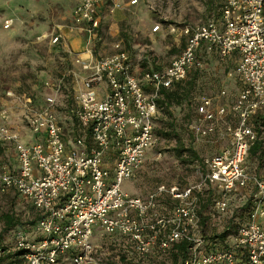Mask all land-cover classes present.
Wrapping results in <instances>:
<instances>
[{
  "label": "built area",
  "instance_id": "1",
  "mask_svg": "<svg viewBox=\"0 0 264 264\" xmlns=\"http://www.w3.org/2000/svg\"><path fill=\"white\" fill-rule=\"evenodd\" d=\"M102 1L80 0L74 10L89 45L101 25ZM10 26L7 21L5 27ZM170 31L186 38L184 50L167 69L146 70L142 80L135 75L130 52L117 44L113 55L77 58L86 75L69 71L47 79L43 108L33 106L31 92H6L0 146L11 149L15 159L0 153V191L19 194L39 214L34 232L41 237L33 240L28 230H20L10 249L21 253L24 264H100L94 245L98 233L100 238L121 235V250L129 260L169 255L176 244L186 242L182 264H264V224L259 222L264 181L246 167L260 137L255 118L264 110V0H224L219 19L194 28L171 25ZM60 39L56 36L54 43ZM202 44L217 49L222 60L240 55L237 102L229 108L203 98L198 120L190 125L197 136L218 134L225 146L204 158L201 181L195 185L160 184L146 197L127 192L125 181L136 176L160 143L155 132L158 100L192 69L204 67ZM13 102L23 107L26 130L40 140L24 141L11 118ZM67 116L90 131V147L72 145L65 131ZM162 156L156 150L155 158ZM249 184L258 190L254 214L239 222L226 246L213 248L204 235L199 193L213 188L218 193L214 209L228 216L232 196Z\"/></svg>",
  "mask_w": 264,
  "mask_h": 264
},
{
  "label": "rangeland",
  "instance_id": "2",
  "mask_svg": "<svg viewBox=\"0 0 264 264\" xmlns=\"http://www.w3.org/2000/svg\"><path fill=\"white\" fill-rule=\"evenodd\" d=\"M129 0L121 3L120 0L115 6L118 10L124 11V19L117 21L119 36L128 37V32L134 33V26L141 24L144 18H150L151 27L146 28V39L144 44L151 48L152 34L155 33V22L168 24L198 23L205 20L212 10L217 9L222 0H138L142 2L146 9L140 11L139 5L129 7ZM74 0H0V105L6 100V92L12 90L17 93H24L29 86L37 81V76L46 75L47 79H57L68 71H64L67 65H61L57 58V50L49 45L48 35L57 24L66 25L73 28V11ZM110 15L116 13L109 12ZM109 17H107L108 19ZM109 20V19H108ZM117 20V19H116ZM7 21L11 26L5 27ZM112 21L107 25L104 39L105 48H110L111 44L118 38L112 35L110 26ZM117 28V25L116 27ZM50 29V31H47ZM113 30V28H112ZM138 37L142 31H137ZM145 38V37H144ZM143 39V38H142ZM158 49L163 54L165 61L170 60L178 52L176 42L169 37H158ZM139 42V40H137ZM143 43V42H141ZM179 43V41H178ZM173 44V45H172ZM169 46L172 49H169ZM175 46V47H173ZM71 64V63H70ZM62 72V73H61ZM197 86V85H196ZM205 87L200 90L196 87L191 95L192 99H198ZM11 118L13 124L18 126L21 131L26 130L25 122L22 118L23 107L18 102L11 105ZM186 105L175 107L172 111V119L169 115L163 113L159 115L163 125V131H171L169 124L175 121L176 134L171 137H164L160 140L157 151H162L163 156L157 160L156 150L151 152L144 167L136 174L133 179L126 180L124 190L129 192L145 193L155 190L160 184H197L201 181L203 170L198 168V163L189 164L184 156H178L175 148L178 144L179 137L186 140L187 146H193L194 149L202 156L207 157L218 152L224 145L218 134L210 136H197L192 131L183 127L184 114ZM224 122L221 121L218 129H221ZM252 168L258 170L259 176L264 181V159L259 164L256 158L250 160ZM245 199H240L235 205L245 204ZM233 205V213L229 214H248V210ZM255 209L252 214H254ZM6 214H14L20 219V225L8 231L4 230L3 217ZM204 214H214L213 209L209 208ZM250 214V213H249ZM247 216L221 218L215 217L214 220L207 222V234L213 231L223 232L230 220L234 222H246ZM37 213L32 205L17 193L0 191V255L7 254L9 249L14 246L15 234L20 230H30L33 228L31 221L35 220ZM242 218V219H241ZM264 224V217L259 220ZM123 252L121 248L107 242L102 252L97 253L100 264H125L121 257ZM10 262L9 260L5 263Z\"/></svg>",
  "mask_w": 264,
  "mask_h": 264
},
{
  "label": "crops",
  "instance_id": "3",
  "mask_svg": "<svg viewBox=\"0 0 264 264\" xmlns=\"http://www.w3.org/2000/svg\"><path fill=\"white\" fill-rule=\"evenodd\" d=\"M119 0H103L100 6V28L96 33V37L94 38L93 42L89 45L88 44V37L86 33L82 30L80 26H78L75 23L74 18V11H73V28H68L66 25L57 24L53 28L52 31L48 29L47 31H50L51 33L48 35L49 38V45L57 50V58L61 61V65H67L64 68V71H72L76 74L86 75L87 72H85L81 65L76 63L77 58H92L97 59L109 55H113L117 52L116 45L120 44V46L129 51L131 54V60L134 66V72L135 75L142 80L143 75L146 70L149 69H155V70H164L167 69L172 61L181 54V52L184 50L186 46V38L180 33H172L170 31V26L175 25L178 27H185L190 26L191 28H194L196 26H199L201 24L207 23L211 20L219 19L220 18V11L222 8V5L224 3V0H222L220 6L217 9L212 10L209 16L205 20H202L198 23H184V24H166L163 23H156L155 22V33L152 34L151 38L155 40H151V48L144 44V39H146V28L148 25L151 27L150 24V18H144L141 22V24H137L134 26V33L128 32V37L125 38V36H119L120 31L118 29V24H116L117 21H121L124 19V11L122 9H117L115 6H117V2ZM135 1V3H132ZM121 3H125L126 0H120ZM80 3V0H74V10ZM129 7H135L139 5V10L142 11L146 9L144 8V5L142 2H138V0H129L128 4ZM116 11V13H115ZM109 12L115 13L114 15H110ZM107 17H109L107 19ZM117 19V20H116ZM112 21V25L110 26V30L112 35L118 37L110 46V48H105L104 45V39L106 34V28L107 25ZM117 25V28H115ZM113 28V30H112ZM142 31L141 36L138 37V32ZM61 36V39L54 43V39L56 36ZM145 37V38H144ZM158 37H169L175 40L176 47L178 52L174 57H172L170 60L165 61L163 58V54L158 49L159 42L156 40ZM143 38V39H142ZM139 40V42L137 41ZM179 41V43H178ZM143 42V43H141ZM102 43V44H101ZM173 45V44H172ZM175 47V46H173ZM175 47V48H176ZM89 49H92V52H89ZM169 49L171 50L172 47L169 46ZM199 57L204 61V67L203 68H194L190 71L188 74V77L186 80L183 81V83L191 82L195 87H197L198 90H200L201 87H205L202 94H199V100L206 98V97H212L215 100V105H225L231 108L238 100V97L240 95V92L242 90V83L240 82L238 76H237V66L240 62V55L239 54H233L226 60H222L220 55L218 54L217 49H209L207 44H202L201 48L199 49ZM71 63V64H70ZM62 73V72H61ZM81 82V81H80ZM81 84V83H80ZM78 83V85H80ZM197 85V86H196ZM69 86V84H68ZM232 114V113H231ZM25 130H23L24 135ZM221 148L224 147L220 146ZM0 153L3 155L10 157V160L14 161L15 157L13 158V152L11 149L7 148L6 151H2L0 149ZM177 184V183H173ZM192 185V184H189ZM153 191V190H152ZM152 191H148L145 193H138V192H130L132 194L140 195L143 197H146L149 193ZM129 192V191H127ZM232 196L230 201V211L228 213H233V206L235 205V202H233ZM243 199V198H242ZM38 221V220H37ZM29 231V235L33 240L39 239L41 236L34 232V227ZM94 237V236H93ZM95 238V237H94Z\"/></svg>",
  "mask_w": 264,
  "mask_h": 264
},
{
  "label": "trees",
  "instance_id": "4",
  "mask_svg": "<svg viewBox=\"0 0 264 264\" xmlns=\"http://www.w3.org/2000/svg\"><path fill=\"white\" fill-rule=\"evenodd\" d=\"M47 80L46 75L37 76V81L29 86L28 90H25V92H31L33 106L37 109L43 108L45 106V100L47 97V90L45 88V82ZM194 85L191 82L183 83L180 82L176 84L173 88L169 90H164L162 93V97L158 100V106H159V115L162 116L163 113L169 115L170 119H172V111L175 107L178 106H185L186 105V112L184 114V123L183 127H186V130L190 128L191 124H195L198 120V105H199V99H192L191 95L193 93ZM2 108V105H0V109ZM68 109V108H67ZM66 111V108H65ZM66 113V112H65ZM155 121V132L157 136L160 138V140L164 137H173L176 134V124L175 121H172L169 124V127L172 129L171 131H163V125H166L165 122H161V119L159 118ZM66 116V115H65ZM255 124L257 126V129L259 131L260 137L259 140L255 143L254 146L251 147L248 156H247V162L246 167L248 172L252 175L257 177L258 179L262 180L259 176L258 170L256 168H252V165L250 164V160L253 158H256L259 161V164L261 165L262 160L264 159V110H262L255 118ZM65 131L68 135V139L72 141V145L77 144L78 142H82L86 146L90 147L93 144L92 136L90 131H85L83 128H81L77 122V119L75 117H66L65 118ZM190 131V129H189ZM191 132V131H190ZM23 139L26 143H32L35 141H38L41 139V137L34 135L31 130H26L24 132ZM186 140L179 137L178 144L175 148V151L177 155L184 156L185 153L188 154L187 157H185V161L189 164H196L198 163V168L203 169L204 168V158L202 157L193 146H187ZM225 146V141H224ZM2 151H6L7 147L0 146ZM158 149V146L156 147V150ZM215 153H213L214 155ZM212 156V155H211ZM181 186H186L189 184H179ZM239 193L234 194L233 196V202L238 203L240 199H245V204L241 205H235L236 207H240L243 210H248L249 218L251 217V214L253 210L256 207V201H257V187L253 184H249L248 187L241 189L238 191ZM19 197H21L19 194H17ZM200 197V215H201V222L202 227L204 231V235L207 240L213 243V248L216 247H224L227 244L228 238L234 234L235 230L237 229L239 223L236 224L233 220H230L228 225L225 227L223 232H217L216 229L210 234H207V222L214 220L215 217L221 218L223 215L221 213L217 212L214 209V202L216 198L218 197V193L213 188H205L201 193H199ZM23 198V197H21ZM24 199V198H23ZM26 200V199H24ZM165 202H163L164 204ZM169 204V203H165ZM165 205V207H167ZM233 206V205H231ZM33 207V206H32ZM209 208L213 209L214 214L206 215L204 212L208 210ZM35 210V208L33 207ZM37 213V217L35 220L31 221V225L33 227L37 223V220L39 219V214ZM248 214H233L234 216L242 217L247 216ZM223 218V217H222ZM221 218V219H222ZM242 219V218H241ZM3 223H4V230L8 231L14 227H17L20 225V219L15 216L14 214H6L3 217ZM17 234V232H16ZM15 234V236H16ZM2 237H0V240ZM124 238L117 234L112 237H103L100 238V234L98 233L97 237H95L94 245L96 246L97 253L103 251V247L107 245V242H111L112 244L118 246L119 248H122ZM187 249L188 244L186 242H181L176 244L173 247V250L169 255H159L154 254L152 257L146 259V260H138L137 257H134L132 259H128L127 256L123 253L121 260L125 264H182L183 260L187 257ZM10 261L8 263H5L6 261ZM67 263H70V260H66ZM0 264H24L23 259L21 258L20 252H12L8 251L7 254L0 255Z\"/></svg>",
  "mask_w": 264,
  "mask_h": 264
}]
</instances>
